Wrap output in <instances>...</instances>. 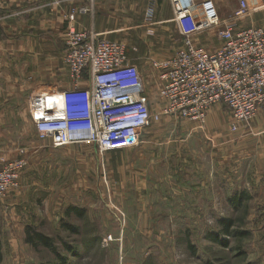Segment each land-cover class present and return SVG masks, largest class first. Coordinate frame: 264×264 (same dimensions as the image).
<instances>
[{"label":"rangeland","instance_id":"374dc122","mask_svg":"<svg viewBox=\"0 0 264 264\" xmlns=\"http://www.w3.org/2000/svg\"><path fill=\"white\" fill-rule=\"evenodd\" d=\"M126 16L119 17V34L125 36L118 40L131 52L158 41L166 47L183 43L171 0H158L156 7L134 1ZM148 24L155 35H148ZM203 40L211 47L222 42L217 28L195 36L198 45ZM152 72L147 97L155 113L159 82ZM25 109L0 117V146L11 154L20 149L28 160L21 187L0 198V264H61L49 249L25 241L27 225L53 237L68 264H264V184L259 188L262 182L250 166L257 162L250 154V142L257 141L251 127L263 115L236 131L222 103L204 123L163 116L145 128L138 146L102 153L92 144L53 147L39 138ZM11 139L15 147L8 148ZM239 193L243 202L235 206L230 198ZM70 206L84 207L86 216L67 215ZM229 219L231 231L246 236L227 235ZM66 223L79 226L80 233Z\"/></svg>","mask_w":264,"mask_h":264},{"label":"built area","instance_id":"2783aa9c","mask_svg":"<svg viewBox=\"0 0 264 264\" xmlns=\"http://www.w3.org/2000/svg\"><path fill=\"white\" fill-rule=\"evenodd\" d=\"M4 1L0 0V11ZM86 1L65 15L64 60L74 88L41 90L29 98L39 138L50 140L55 148L92 144L104 153L138 146L145 128L163 116L204 123L211 108L222 103L228 107L234 131L241 123L264 116V28L238 24L252 13L250 0H239L228 18L221 16L214 0H171L183 46L172 56L150 61L159 82L160 105L155 113L147 82L127 44L78 29V14L89 13L95 2ZM154 15L155 8L150 7L149 24ZM207 28H217L222 41L214 50L195 42ZM147 33L155 35L153 25ZM84 80L88 86L80 88ZM27 166L26 158L6 160L0 154V198L21 187Z\"/></svg>","mask_w":264,"mask_h":264},{"label":"crops","instance_id":"0c3cea01","mask_svg":"<svg viewBox=\"0 0 264 264\" xmlns=\"http://www.w3.org/2000/svg\"><path fill=\"white\" fill-rule=\"evenodd\" d=\"M156 7L158 0H95L92 10L86 14H78L77 27L80 30H93L99 37L109 40H118L124 30L122 19L126 16L131 4ZM167 1V0H164ZM202 2L203 0H196ZM219 12L228 18L238 6L237 0H214ZM172 2V1H171ZM88 4L86 0H5L0 11V117L17 115L18 110L26 108L27 118L35 124L30 114L29 98L33 93L43 90H67L74 88L71 73L64 61L65 51V15L72 6ZM252 13L239 21L240 27L264 28V0H250ZM89 5H91L89 3ZM134 6V4L132 5ZM227 16V17H226ZM174 18V17H173ZM175 22V19H173ZM177 28V23L175 22ZM128 28V25L127 27ZM130 36V35H128ZM218 44L221 42L216 41ZM214 50L203 40V45ZM217 44V45H218ZM222 44V42H221ZM157 42L154 46L141 47L139 52H131L133 63L136 64L146 80H152V59H162L172 56L179 47L169 46ZM207 48V47H206ZM150 66V67H149ZM88 86L87 80L81 81L80 88ZM2 123V119H0ZM264 121L258 120L251 127V135L257 141L251 143L250 154L257 158L255 164H250L256 181H261L259 188L264 184ZM18 123H15V128ZM16 130V129H15ZM18 131V129H17ZM12 139L7 147H15ZM255 142V143H254ZM7 150L0 146V154L6 160L25 158L20 149ZM25 170V169H24ZM24 172V171H23ZM23 175V173H22Z\"/></svg>","mask_w":264,"mask_h":264},{"label":"trees","instance_id":"16d2710c","mask_svg":"<svg viewBox=\"0 0 264 264\" xmlns=\"http://www.w3.org/2000/svg\"><path fill=\"white\" fill-rule=\"evenodd\" d=\"M119 41V40H118ZM243 193H239L238 195H235L230 198L232 203L235 206H239L242 204L243 200ZM75 214L78 218L83 219L86 216V209L84 207H77V206H70L67 209V215L71 216ZM233 220L229 219L224 223V232L227 235L231 236H246V233L243 232H237V234H234L233 231H231V227L233 226ZM65 226H67L68 230L72 231L75 234L80 233V227L71 223H66ZM25 241L31 245L35 249H40V248H47L51 252H53L59 260H61V264H68L67 261H63V257L61 253L59 252L58 246L56 244V241L53 237L45 234L44 232L39 231L37 228L27 225L25 229ZM210 238L215 241L218 244H222L225 246H228L229 243L225 241L224 239H221L217 236H214L213 234H210ZM191 246V245H190ZM68 249L74 254H76V250L67 246ZM0 248H1V239H0ZM0 257H1V251H0Z\"/></svg>","mask_w":264,"mask_h":264}]
</instances>
